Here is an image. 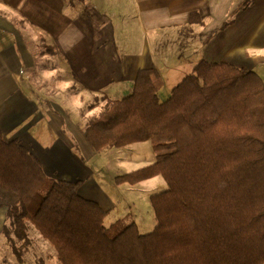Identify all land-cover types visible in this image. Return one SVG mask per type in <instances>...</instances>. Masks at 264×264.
I'll return each instance as SVG.
<instances>
[{
	"label": "trees",
	"instance_id": "16d2710c",
	"mask_svg": "<svg viewBox=\"0 0 264 264\" xmlns=\"http://www.w3.org/2000/svg\"><path fill=\"white\" fill-rule=\"evenodd\" d=\"M251 2L241 0L232 17ZM260 78L246 68L200 61L161 102L159 73L141 69L130 95L94 98L88 105L90 111L103 102L83 128L96 153L152 146V164L114 178L115 185L135 186L158 176L166 183V191L150 197L155 227L146 234L126 218L110 235L103 225L107 212L79 196L82 181L49 180L27 148L7 142L0 132V235L17 260L16 243L28 246L31 225L59 264H264Z\"/></svg>",
	"mask_w": 264,
	"mask_h": 264
},
{
	"label": "crops",
	"instance_id": "0c3cea01",
	"mask_svg": "<svg viewBox=\"0 0 264 264\" xmlns=\"http://www.w3.org/2000/svg\"><path fill=\"white\" fill-rule=\"evenodd\" d=\"M240 1L0 0V132L4 140L27 148L49 180L82 181L78 194L107 212L104 225L122 199L111 196V186L102 184L98 167L91 165L99 153L84 139L83 128L98 105L90 115L75 116L56 96L43 101L36 90V60L48 54L54 71L71 75L76 86L87 92L86 103L95 96L127 97L141 69L157 70L160 92L167 76L180 81L200 61L246 68L264 82V0H251L247 9L232 17ZM229 17L233 23L222 29ZM135 149L130 145L113 151L129 154L121 165L137 169L150 164L152 157L144 158L142 147ZM4 220L5 210L0 209V234ZM114 220L110 229L120 221ZM153 221L152 230L154 215ZM149 225L136 224V229Z\"/></svg>",
	"mask_w": 264,
	"mask_h": 264
},
{
	"label": "rangeland",
	"instance_id": "374dc122",
	"mask_svg": "<svg viewBox=\"0 0 264 264\" xmlns=\"http://www.w3.org/2000/svg\"><path fill=\"white\" fill-rule=\"evenodd\" d=\"M229 19H231V17H229ZM41 51L43 52V50ZM45 52L46 51L44 49V53ZM41 56L42 54H40V58L36 60L38 62V72H41V67L44 68V70L41 72L42 75L39 73L37 74L38 85L36 88L38 89L36 90L39 93V96H41L40 98L44 101L46 100L45 97L49 98L51 95L56 96L59 98V100H62L63 106L65 108H69L71 110L70 113L74 114L75 116H79L80 114L90 115L92 112L88 111L87 105L91 102V99L86 103L83 98L84 95H87V92H83V90L76 86V83L74 82V79L71 75L69 76L63 70H59V72L54 71L55 68L53 61L51 59H47V56H49L48 54L45 53L44 58H41ZM191 72L192 71L189 73L191 74ZM183 77L180 78V81L183 79ZM174 81L175 78L171 76H167L165 78V88L160 91L161 93L158 91V96H160L161 100L159 97L158 98L161 102L166 101L170 97V89L180 83L179 80H177V82ZM31 82H33V79H31ZM94 98L100 99L99 96H95L92 98V100ZM96 105L98 106L94 110L98 111L100 109L99 106L103 105L102 100H98ZM133 145L134 149L135 147H142V150L146 151V156L144 158L151 159L152 157L150 160L151 162L148 163L151 164L154 161L155 154L149 142ZM113 150L115 149H110V153H104L106 150L103 153H99L100 155L98 154V157L94 159L91 164L98 167V175L100 176L99 178L102 184L104 186H111L108 188L111 196H117L122 199V202L116 204V207L112 212V216H110V218L104 223V225L107 227L106 230H108L110 235H113L117 233V229H120L118 225L122 223L121 221L126 222V220H124L126 218H128V221H131L133 218L134 222L140 227L149 222V227H143V230L139 231L140 233L149 232L152 230L151 228H153L154 225L153 211L149 202L150 197L156 193L166 191L167 185L159 176L149 180L150 182L147 184L143 183L137 186H128L125 184L115 185L114 178L116 176L129 173L135 168L119 164L129 158V154L126 151L123 150L120 153H114ZM135 150L136 153H138V150ZM138 167L140 168L141 165ZM112 218L116 220H114L115 222L120 220V223L116 224L110 229L109 224L112 222ZM28 227L29 229L27 234L28 238L30 239L28 246H22L20 242L16 243V246L20 248L19 252L21 255V260H17L15 255L12 253L10 244L2 236L0 240V264H59L52 247L49 246V244L41 237L39 232L34 229L33 226L29 225Z\"/></svg>",
	"mask_w": 264,
	"mask_h": 264
}]
</instances>
